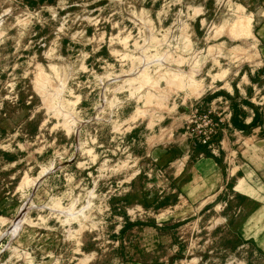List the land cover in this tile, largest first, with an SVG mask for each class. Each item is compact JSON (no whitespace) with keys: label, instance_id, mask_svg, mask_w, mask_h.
<instances>
[{"label":"rangeland","instance_id":"obj_1","mask_svg":"<svg viewBox=\"0 0 264 264\" xmlns=\"http://www.w3.org/2000/svg\"><path fill=\"white\" fill-rule=\"evenodd\" d=\"M259 1L0 0V264H264L230 230L238 209L219 231L213 203H182L172 150L142 146L172 116L208 157L251 127L223 90L264 87ZM206 113L208 148L187 125Z\"/></svg>","mask_w":264,"mask_h":264},{"label":"crops","instance_id":"obj_2","mask_svg":"<svg viewBox=\"0 0 264 264\" xmlns=\"http://www.w3.org/2000/svg\"><path fill=\"white\" fill-rule=\"evenodd\" d=\"M249 16L258 64L264 71V0L259 1V7ZM224 87V95L231 100L228 101L230 111L239 112L237 122L251 127L243 131L242 136L236 135V140L234 134L222 129L214 157L201 156L182 141L177 125V122L181 123V117L172 116L167 126L158 127L155 134L145 135L142 146L154 159L164 149L172 150V164L168 165L166 174L174 180L173 185L182 194L185 207L197 204L198 209H207L206 204L213 203L211 208L216 212L207 222L215 227L222 226L219 231L230 222L227 220L230 209H238L239 221L233 229H230L232 223L228 224V229L235 232L237 240H244L252 248L264 251V207L260 202L264 199V87L260 88L258 99L248 102L232 101L231 96L240 95L242 91L238 86L228 84ZM254 118L257 123L253 125ZM177 162L181 166L176 167ZM222 190L229 198L226 210L221 204V197L225 194L218 196Z\"/></svg>","mask_w":264,"mask_h":264},{"label":"built area","instance_id":"obj_3","mask_svg":"<svg viewBox=\"0 0 264 264\" xmlns=\"http://www.w3.org/2000/svg\"><path fill=\"white\" fill-rule=\"evenodd\" d=\"M194 106H196V104H192L189 107L190 108H194ZM193 113H196V110L193 111ZM187 125H191V133L193 132L195 134V137L197 139H195L196 142L200 143L201 145L206 146V148L209 147V145L211 144V140L212 137L215 134V127L216 124L215 122L212 120L210 114L206 113V114H202L200 116H198L197 118H195L194 116H191V118H189Z\"/></svg>","mask_w":264,"mask_h":264},{"label":"water","instance_id":"obj_4","mask_svg":"<svg viewBox=\"0 0 264 264\" xmlns=\"http://www.w3.org/2000/svg\"><path fill=\"white\" fill-rule=\"evenodd\" d=\"M70 163H71V160H69V161L66 162V163H63L62 166H63V165H66V164H70Z\"/></svg>","mask_w":264,"mask_h":264},{"label":"bare ground","instance_id":"obj_5","mask_svg":"<svg viewBox=\"0 0 264 264\" xmlns=\"http://www.w3.org/2000/svg\"><path fill=\"white\" fill-rule=\"evenodd\" d=\"M80 127H81V126H80ZM78 128H79V126H78L77 129H76V134H75L76 136H77V134H78Z\"/></svg>","mask_w":264,"mask_h":264}]
</instances>
